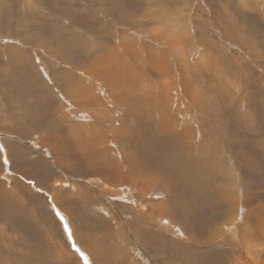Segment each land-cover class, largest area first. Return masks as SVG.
<instances>
[{
	"label": "rangeland",
	"instance_id": "1",
	"mask_svg": "<svg viewBox=\"0 0 264 264\" xmlns=\"http://www.w3.org/2000/svg\"><path fill=\"white\" fill-rule=\"evenodd\" d=\"M175 23L200 99L179 113L148 64L188 93L153 31ZM137 175L168 185L142 199ZM73 243L87 264H264V0H0V264H85Z\"/></svg>",
	"mask_w": 264,
	"mask_h": 264
},
{
	"label": "bare ground",
	"instance_id": "2",
	"mask_svg": "<svg viewBox=\"0 0 264 264\" xmlns=\"http://www.w3.org/2000/svg\"><path fill=\"white\" fill-rule=\"evenodd\" d=\"M175 22V21H174ZM174 25H175V27H174ZM174 25H170V27H168V26H163V25H160V26H158V27H155L154 29H153V31H155V33L157 32V30H160V29H162V30H164V34H170L171 32V30L173 31L172 32V34H173V38H175V41H174V45L173 46H171V45H169L171 42H169V41H166L167 40V36L165 37V39H163L164 38V35H163V38L161 37V41H160V39H157L155 36H159L160 35V33L161 32H158V35H155L154 37H155V39H157L158 41H160L161 43H164L163 45H165L164 46V48L166 49V52H168V54L170 55V56H172V60H174L175 62H176V64L178 65V68L180 67V70L182 71V72H184V74H183V76H182V78H183V81H184V87H183V90H181V91H184L185 93L186 92H188L187 94H185V95H183V94H181V98H179V92H178V89L174 86V88H173V85H174V81L173 82H171L170 80H169V75H168V69H167V65H166V63H165V61L164 60H162L161 62H159V58H161L160 56H162V53H160V52H157V54H158V56L156 55V53L154 54L152 51H150V50H148L149 52H151V55L150 56H148L150 59H149V62H148V64L150 63V62H152V68H153V66H154V64H156V63H158V65H160L159 67H158V70L157 69H154L153 68V70H157V72H160V74L162 75V77L164 78L165 77V79L163 80V78H162V82L161 83H159L158 85H157V93H158V95L159 94H161L160 96H161V101L160 102H163V100L166 98V100H165V102L166 103H169V101L172 103V101H173V98H174V96L172 95V92L175 90V95H176V105H175V108H174V110L175 109H177V113H179L180 112V107H178V105L180 104V101H183V100H187V101H189L191 104H194L195 105V102H197V101H199L200 99L199 98H197V96H198V94H197V92L192 88V89H189L188 90V88L187 87H189V80H188V78H186V74L188 75V73L190 74V72L188 71V72H186V70H188V66H186V62H187V59H186V55H187V52H186V55H185V52H184V50H185V48H184V44H185V46H186V43H185V41H186V35H185V33L184 32H181V29L179 30L178 29V27L176 26V23L174 24ZM165 27H167V29L165 28ZM180 27V26H179ZM184 28V27H183ZM179 31H178V30ZM185 29V28H184ZM141 32V31H140ZM141 33H143V32H141ZM154 33V34H155ZM168 34V38H169V35ZM143 35V34H142ZM146 36H147V34H146ZM161 36V35H160ZM159 36V37H160ZM143 37H144V35H143ZM152 39V38H151ZM150 40V39H149ZM169 40V39H168ZM147 41V40H146ZM128 42V41H127ZM169 42V44L167 45V44H165V43H168ZM176 42V43H175ZM204 42V41H203ZM120 46V45H119ZM134 47V46H133ZM162 47V46H161ZM193 47V46H192ZM132 48V47H131ZM163 48V49H164ZM187 49V48H186ZM154 50V49H153ZM147 51V52H148ZM162 51V50H161ZM129 52V51H128ZM132 52H134V51H132ZM195 52V51H194ZM148 54V53H147ZM193 54V53H192ZM122 55V54H121ZM124 55V54H123ZM127 55V54H126ZM131 55V54H130ZM116 56H118V57H120L119 55H117L116 54ZM199 56V55H198ZM114 57V56H113ZM131 57V56H130ZM134 57V56H133ZM201 57V56H200ZM215 57V56H214ZM122 58V57H121ZM120 58V59H121ZM128 58V57H127ZM139 58H140V56H139ZM162 58H164V57H162ZM171 58V57H170ZM190 58V57H189ZM202 58V57H201ZM217 58V57H216ZM216 58H214V59H216ZM101 59V58H100ZM132 59V58H131ZM136 60V59H135ZM140 60V59H139ZM198 62L199 63H196L197 64V67L198 66H200V61H203V60H200L199 58H198ZM213 60V59H212ZM134 61V60H133ZM137 61H138V58H137ZM136 61V62H137ZM148 61V60H147ZM206 61H209V60H206ZM117 62H119V61H117ZM135 62V63H136ZM204 62H205V60H204ZM217 62V61H216ZM104 63V62H103ZM201 63H203V62H201ZM209 63V62H208ZM220 63V62H219ZM132 64V63H131ZM205 64V63H204ZM214 64V63H213ZM119 65V64H118ZM157 65V66H158ZM208 66V65H207ZM215 66V65H214ZM218 66V65H217ZM221 66V64H219V66L218 67H220ZM128 67V66H127ZM142 67V66H141ZM150 67V66H149ZM205 67V66H204ZM210 67V69H211V66H209ZM209 67H206L207 69L206 70H208V68ZM216 67V66H215ZM214 67V68H215ZM213 68V69H214ZM222 71L224 72V68H226V67H224L223 65H222ZM102 70H104L105 69V67L104 66H102V68H101ZM126 69V68H125ZM131 70V68L129 67L127 70ZM218 69V68H217ZM216 69V70H217ZM220 69H221V67H220ZM97 70V69H96ZM111 70V69H110ZM215 70V69H214ZM173 71V70H172ZM171 71V72H172ZM133 72V71H132ZM170 72V71H169ZM174 72V71H173ZM218 72V71H217ZM217 72H214L212 75H213V78H216V79H218V78H220V77H222L223 78V82H222V80H220V82L221 83H223V88L225 87V88H227V87H229V89H231L232 87H234L233 89H234V91H236L237 92V87H236V84L234 83V85L232 84V82H235L234 80L233 81H231V79L229 80V76H228V74H225V73H223L222 72V74L221 73H217ZM225 72H226V70H225ZM101 73V75H106V76H109L110 77V75L108 74L107 75V73H105V74H103V72H100ZM136 75H137V73H136V71L134 72ZM175 73H177V72H175ZM85 77H87V78H89V77H93L94 75L93 74H95V71H93V70H91V68L90 69H88V71H86L85 72ZM97 74V73H96ZM95 74V75H96ZM134 74V75H135ZM135 75V76H136ZM139 75V74H138ZM137 75V76H138ZM96 77V76H95ZM139 77V76H138ZM158 77H160L159 75H158ZM218 77V78H217ZM95 79H98V77H96ZM100 79V78H99ZM98 79V80H99ZM161 79V78H160ZM179 79V78H178ZM215 79V80H216ZM221 79V78H220ZM219 80V79H218ZM146 82L148 81V80H145ZM227 81V82H226ZM104 83V82H103ZM139 83H141V81L139 82ZM176 83V82H175ZM216 83V82H215ZM221 83H219V84H221ZM141 84H143V83H141ZM148 84V83H147ZM155 84V83H154ZM153 84V85H154ZM155 86V85H154ZM154 86H150V84H148V86H147V93H151V88H153ZM100 87V86H99ZM107 87V86H106ZM142 87H144L143 85H142ZM80 88V87H79ZM176 88V89H175ZM138 89H140L141 90V88H140V85L138 86ZM138 89H137V91H138ZM219 89H220V86H219ZM153 90V89H152ZM154 90H155V88H154ZM232 90V89H231ZM222 91V90H221ZM226 91V90H225ZM230 91V90H229ZM233 91V92H234ZM140 92V91H139ZM224 92V91H223ZM227 92V91H226ZM235 92V93H236ZM140 93H142V92H140ZM232 94V93H231ZM80 95V94H79ZM82 95V94H81ZM91 95V94H90ZM77 96V95H76ZM78 97V96H77ZM126 97V96H125ZM153 97H154V95H153ZM80 98V99H79ZM79 100L80 101H78L80 104H84L85 106H86V102L89 100V101H91V102H93L92 101V99H95V98H91V99H86L85 97H80L79 96ZM97 99H99V98H97ZM122 99H124V98H122ZM107 100V99H106ZM145 100V99H144ZM69 101V100H68ZM184 102H182V104H183ZM197 103H199V102H197ZM161 104V103H160ZM95 105H97V104H95ZM162 105V104H161ZM181 105V104H180ZM197 105V107H199L198 106V104H196ZM195 105V106H196ZM94 106V105H93ZM99 106V105H98ZM196 107V108H197ZM99 107H97L96 109H98ZM118 109V108H117ZM162 109V108H161ZM160 109V110H161ZM197 111H198V109H196ZM84 111H85V109H84ZM91 111V110H90ZM93 112V118H94V120L95 121H99V122H103V120L104 119H106L107 117L108 118H110L112 115H115V113L116 112H113L112 114H111V111H110V113L109 114H107V115H102L101 116V114H99L98 112H96L95 111V108H93V110H92ZM125 113V112H124ZM182 113V112H181ZM186 116H187V118H188V121H190V120H192V118L190 117V114H187L186 112H183ZM158 114V113H157ZM159 116V115H158ZM160 116H161V118H162V120L163 121H165V119L167 118L166 117V114H165V112H160ZM194 116H196V114L194 115ZM128 117V116H127ZM152 117V116H151ZM104 118V119H103ZM111 118H113V117H111ZM187 118H186V120H185V122L187 121ZM194 118H196L197 119V116L196 117H194ZM193 118V119H194ZM195 121V120H194ZM204 121V120H203ZM183 122H184V118H183ZM182 122V123H183ZM95 123V122H94ZM193 124V123H192ZM206 125V124H205ZM102 126V125H101ZM111 126V125H110ZM165 126V125H164ZM198 127V126H197ZM72 128H75V127H72ZM113 129V128H112ZM202 129V128H201ZM94 130V129H93ZM96 130V129H95ZM106 130H109L108 128L106 129ZM203 130V129H202ZM211 130V129H210ZM77 131V130H76ZM110 131V130H109ZM185 131H187V134H189L191 131H192V129L190 128V127H188L187 126V129L185 130ZM94 132V131H93ZM110 132H112V133H114L113 131H110ZM197 132V131H196ZM208 132V131H207ZM211 132V131H210ZM214 132V131H213ZM98 133V132H97ZM109 133V132H108ZM110 134V133H109ZM207 134V133H206ZM209 134V133H208ZM213 134V133H212ZM94 135V134H93ZM99 135V134H98ZM183 135V134H182ZM195 135V134H194ZM200 135V134H199ZM215 135V134H214ZM216 135H217V133H216ZM71 137H73V135L71 136ZM95 137H97V136H95ZM207 138H208V136H206ZM205 138V137H204ZM75 139V138H74ZM93 139H94V137H93ZM187 139H188V135H187ZM210 139V138H209ZM77 140V139H76ZM80 139H78V141H79ZM82 140V139H81ZM80 140V141H81ZM96 140V139H95ZM213 141V140H212ZM199 142V141H198ZM211 142V141H210ZM212 143V142H211ZM78 144H79V142H78ZM65 145V144H64ZM201 145H203V144H201ZM210 147V146H209ZM223 154V153H222ZM154 155V154H153ZM169 164V163H168ZM95 165V164H94ZM163 167V166H162ZM98 169V168H97ZM157 173V172H156ZM153 174H154V172H153ZM129 175V174H128ZM138 176V175H137ZM156 179H159L160 180V178H154V179H152V181L150 180V179H147L146 181H143V180H141L140 178H139V176L138 177H133V176H130L129 178H128V180L129 181H131L132 182V185H133V191H136V192H140V197L142 198V199H145V198H147V199H149V196H151L152 194H154V192H156V190H155V188H154V186L152 185L153 184V182H155L156 181ZM167 180H169V178L167 179ZM164 182L165 184H167L168 185V181L166 182L165 181V179H161L160 180V183L161 182ZM129 184H130V182H129ZM74 186V185H73ZM108 188V187H107ZM119 188V187H118ZM109 189V188H108ZM122 190V189H121ZM121 190H119V191H121ZM105 191V190H104ZM133 191H131L132 193H133ZM130 192V193H131ZM135 192V193H136ZM118 193H120V194H122V192H118ZM132 195V194H131ZM236 195L238 196V194H237V192H236ZM119 197V196H118ZM159 198V197H158ZM157 200V199H156ZM139 203V204H138ZM137 203V205H135L134 207L137 209V212H138V210H139V212H146V213H151V216L152 217H155L156 215H155V208L153 207V205H152V202L151 203H146V204H143V203H140V202H138ZM136 204V203H135ZM97 205V204H96ZM127 205V204H126ZM163 207H165L164 205H163ZM134 208V209H135ZM133 209V208H132ZM157 210L159 211V209L157 208ZM135 211V210H134ZM149 211V212H148ZM144 216V215H143ZM161 218V217H160ZM170 223V222H169ZM174 225V224H173ZM167 228H170V227H167ZM181 232V231H180ZM258 260V259H257Z\"/></svg>",
	"mask_w": 264,
	"mask_h": 264
},
{
	"label": "snow or ice",
	"instance_id": "3",
	"mask_svg": "<svg viewBox=\"0 0 264 264\" xmlns=\"http://www.w3.org/2000/svg\"><path fill=\"white\" fill-rule=\"evenodd\" d=\"M8 163H9V161H8L7 159H5V160H4V164H8ZM30 183H31V182H30ZM57 215H58V216L60 215L59 212H57ZM60 219H61V221H63V220H64V217H63V216H60ZM64 228H65V231H66V232L69 231L66 222H65V224H64ZM69 239H71V235H69ZM72 247L75 249L76 252L79 253L80 257L83 258V259L85 260V264H87V259H88V258L84 255V253H83L82 251H80L79 248H76V246H75L74 243H73Z\"/></svg>",
	"mask_w": 264,
	"mask_h": 264
}]
</instances>
